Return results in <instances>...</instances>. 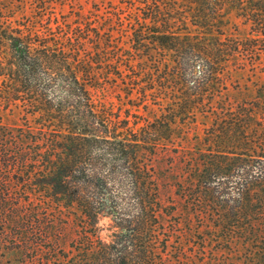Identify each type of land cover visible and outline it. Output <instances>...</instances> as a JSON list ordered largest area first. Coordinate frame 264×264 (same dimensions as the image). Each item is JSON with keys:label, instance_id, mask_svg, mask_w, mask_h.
<instances>
[{"label": "trees", "instance_id": "trees-1", "mask_svg": "<svg viewBox=\"0 0 264 264\" xmlns=\"http://www.w3.org/2000/svg\"><path fill=\"white\" fill-rule=\"evenodd\" d=\"M127 8L0 7V264H264V0Z\"/></svg>", "mask_w": 264, "mask_h": 264}, {"label": "rangeland", "instance_id": "rangeland-1", "mask_svg": "<svg viewBox=\"0 0 264 264\" xmlns=\"http://www.w3.org/2000/svg\"><path fill=\"white\" fill-rule=\"evenodd\" d=\"M36 2L37 0H0V7L2 9L6 7L5 14L9 16L14 14L21 17L22 14H25L23 17H26L27 14L33 15L34 13L42 12L46 17L56 16L59 20H63L66 17H74L76 14L81 13L90 18H96V15L104 16L116 10L125 14L131 0H46L44 8L40 4L37 5ZM38 8H40V11H38ZM225 32L231 33L235 31L232 26H228ZM259 77H261L259 74L252 75L248 70L232 72V77L229 80L231 84H229V92H232L233 86L237 85V83L250 85L251 81L247 80H256ZM116 90L117 88L109 87L108 92L110 95H117L115 94ZM196 121V128L191 130L190 134H195L199 137L203 136V130L209 125L210 120L199 115ZM107 222V219L101 221V225L104 224L99 231L102 237L108 233L106 229Z\"/></svg>", "mask_w": 264, "mask_h": 264}]
</instances>
